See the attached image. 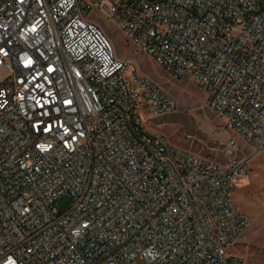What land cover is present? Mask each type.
Returning a JSON list of instances; mask_svg holds the SVG:
<instances>
[{
    "label": "built area",
    "instance_id": "obj_1",
    "mask_svg": "<svg viewBox=\"0 0 264 264\" xmlns=\"http://www.w3.org/2000/svg\"><path fill=\"white\" fill-rule=\"evenodd\" d=\"M94 12L264 158V0H0V264H244L246 161L153 130L177 105Z\"/></svg>",
    "mask_w": 264,
    "mask_h": 264
},
{
    "label": "rangeland",
    "instance_id": "obj_2",
    "mask_svg": "<svg viewBox=\"0 0 264 264\" xmlns=\"http://www.w3.org/2000/svg\"><path fill=\"white\" fill-rule=\"evenodd\" d=\"M91 17L103 28L116 56L131 60L129 72L135 70L154 81L175 101L176 112L151 121L153 130L181 149L224 165L246 161L248 173L233 189L232 196L237 206L249 216L251 225L230 250L242 256L244 264H264V158L254 154L236 132L225 128L221 119L204 106V93L190 75L177 78L170 74L147 53L127 41L117 24L102 12H94ZM4 75L5 71L0 73V80ZM231 139L236 140L237 146L228 152L227 143ZM71 203V197L64 195L58 199L57 206L67 210ZM136 264H145V261L139 258Z\"/></svg>",
    "mask_w": 264,
    "mask_h": 264
}]
</instances>
